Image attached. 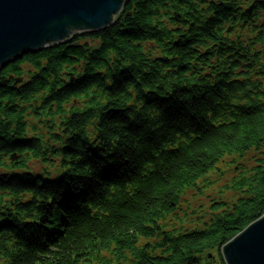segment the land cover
Instances as JSON below:
<instances>
[{
    "label": "trees",
    "instance_id": "16d2710c",
    "mask_svg": "<svg viewBox=\"0 0 264 264\" xmlns=\"http://www.w3.org/2000/svg\"><path fill=\"white\" fill-rule=\"evenodd\" d=\"M263 214L264 0H128L0 70V264H225Z\"/></svg>",
    "mask_w": 264,
    "mask_h": 264
},
{
    "label": "water",
    "instance_id": "95a60500",
    "mask_svg": "<svg viewBox=\"0 0 264 264\" xmlns=\"http://www.w3.org/2000/svg\"><path fill=\"white\" fill-rule=\"evenodd\" d=\"M128 0H0V70L74 34L110 27ZM225 264H264V214L221 248Z\"/></svg>",
    "mask_w": 264,
    "mask_h": 264
},
{
    "label": "rangeland",
    "instance_id": "374dc122",
    "mask_svg": "<svg viewBox=\"0 0 264 264\" xmlns=\"http://www.w3.org/2000/svg\"><path fill=\"white\" fill-rule=\"evenodd\" d=\"M79 34H81V33H79ZM82 34H84V33H82ZM74 35H76V34H74ZM73 37V36H72ZM49 48V47H48ZM217 189L216 188H213V189H211V190H209V191H206L205 192V195H207L208 193L209 194H211L212 192H214V191H216ZM206 198L205 197H199L198 199H196L194 196H192V195H190V194H188V197H187V201L189 202V206L190 207H197L196 205L198 204V203H201L202 201L203 202H206ZM59 224H60V222H58V221H53V223L51 224V225H49V229L52 231V230H55V229H57L58 227H59ZM104 256H109L108 254H103ZM81 264H99L97 261H95V262H93V263H81Z\"/></svg>",
    "mask_w": 264,
    "mask_h": 264
}]
</instances>
